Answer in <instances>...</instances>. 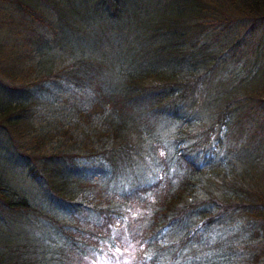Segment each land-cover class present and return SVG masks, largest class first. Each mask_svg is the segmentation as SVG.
Instances as JSON below:
<instances>
[{"label":"trees","instance_id":"obj_1","mask_svg":"<svg viewBox=\"0 0 264 264\" xmlns=\"http://www.w3.org/2000/svg\"><path fill=\"white\" fill-rule=\"evenodd\" d=\"M263 33L264 0H0V264H264Z\"/></svg>","mask_w":264,"mask_h":264},{"label":"rangeland","instance_id":"obj_2","mask_svg":"<svg viewBox=\"0 0 264 264\" xmlns=\"http://www.w3.org/2000/svg\"><path fill=\"white\" fill-rule=\"evenodd\" d=\"M252 47H253V58H255V65L257 66L256 69L258 73L264 75V33L262 35V38L260 41H256V40H253V43H252ZM254 60V59H252ZM252 65V61L249 62L247 64V66L245 67V70L246 68H248L249 66ZM243 70V69H240V71ZM216 74V75H215ZM230 77L232 76H228V73H227V69L226 68H221V69H217L216 71H214L212 77L210 78V84L212 85H216V83L218 84V82H229L230 81ZM204 96H206L204 94ZM211 97H208V101ZM205 99H203L201 102H200V108H203V106L205 105ZM190 104V103H189ZM204 114V113H202ZM201 114V115H202ZM200 125L206 123V125H209V122L208 120L204 119V122H202V120L200 119V121L198 122ZM222 125L218 124L217 127H221ZM213 133V134H212ZM209 140L208 142L206 143V145H203V148L201 149V151L198 153V155L202 156V153L204 151L205 152V156H207L208 158L209 157H212L214 159H217L216 156L218 157H221V156H224L225 152H224V149H225V145H224V142L222 143L223 141V131L220 130V131H211L209 133ZM230 144V143H228ZM205 160V158H204ZM223 166V162L221 163V165H218V167H222ZM132 255V253H131ZM128 257H129V254H126V255H118V256H114V257H111L109 259L107 258H103L101 260H95L94 263H90V264H124L127 260H128Z\"/></svg>","mask_w":264,"mask_h":264},{"label":"snow or ice","instance_id":"obj_3","mask_svg":"<svg viewBox=\"0 0 264 264\" xmlns=\"http://www.w3.org/2000/svg\"><path fill=\"white\" fill-rule=\"evenodd\" d=\"M117 251H118V249H117Z\"/></svg>","mask_w":264,"mask_h":264}]
</instances>
